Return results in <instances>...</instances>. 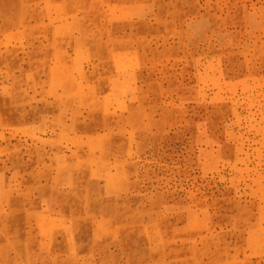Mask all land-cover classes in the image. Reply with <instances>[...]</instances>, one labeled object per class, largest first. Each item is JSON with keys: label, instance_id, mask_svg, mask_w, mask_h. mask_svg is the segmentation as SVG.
Wrapping results in <instances>:
<instances>
[{"label": "rangeland", "instance_id": "1", "mask_svg": "<svg viewBox=\"0 0 264 264\" xmlns=\"http://www.w3.org/2000/svg\"><path fill=\"white\" fill-rule=\"evenodd\" d=\"M0 264H264V0H0Z\"/></svg>", "mask_w": 264, "mask_h": 264}]
</instances>
